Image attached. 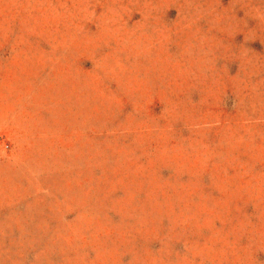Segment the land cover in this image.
<instances>
[{"label": "rangeland", "instance_id": "rangeland-1", "mask_svg": "<svg viewBox=\"0 0 264 264\" xmlns=\"http://www.w3.org/2000/svg\"><path fill=\"white\" fill-rule=\"evenodd\" d=\"M0 264H264V0H0Z\"/></svg>", "mask_w": 264, "mask_h": 264}, {"label": "built area", "instance_id": "built-area-1", "mask_svg": "<svg viewBox=\"0 0 264 264\" xmlns=\"http://www.w3.org/2000/svg\"><path fill=\"white\" fill-rule=\"evenodd\" d=\"M0 147L3 149H8L9 146L3 140H0Z\"/></svg>", "mask_w": 264, "mask_h": 264}]
</instances>
